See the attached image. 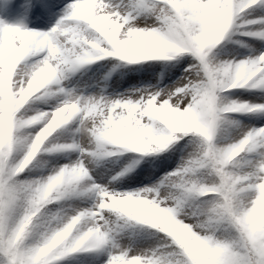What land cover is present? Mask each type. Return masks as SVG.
<instances>
[{
    "label": "clouds",
    "instance_id": "obj_1",
    "mask_svg": "<svg viewBox=\"0 0 264 264\" xmlns=\"http://www.w3.org/2000/svg\"><path fill=\"white\" fill-rule=\"evenodd\" d=\"M254 2L73 0L48 30L5 31L0 244L16 264H57L113 243L111 264H264V128L235 118L264 103L231 95L264 91V54H242L251 49L237 38L264 40V20L243 16ZM144 72L155 82L117 91ZM186 136L182 171L119 190ZM84 196L92 206L99 197L104 214L86 215L92 206L75 203Z\"/></svg>",
    "mask_w": 264,
    "mask_h": 264
},
{
    "label": "snow or ice",
    "instance_id": "obj_2",
    "mask_svg": "<svg viewBox=\"0 0 264 264\" xmlns=\"http://www.w3.org/2000/svg\"><path fill=\"white\" fill-rule=\"evenodd\" d=\"M110 2L111 0H105V3ZM257 2L258 0H255L253 4H257ZM72 3L73 0H0V37L4 35L7 29H19L20 31H25L28 29H38L44 24L50 25L53 20L57 21L64 14L67 6L71 5ZM260 6L264 8V0H261ZM252 20H264V14L252 18ZM30 25H36V28L30 27ZM248 38L257 40L262 45L261 48H256L254 45L247 43V41H244V43L249 45V48L251 49L250 51L246 49L248 56L256 58L259 55L264 54V40H258L253 37ZM186 70L187 68L184 69V71ZM250 115L264 117V112H256ZM244 127L248 131L264 128V126L258 128L255 125H244ZM192 140L193 137L186 136L183 140L185 141L183 147H177L172 152V155H175L177 151L181 153L186 152L188 146L190 145V141ZM170 160L171 157H167L166 159H159L154 164H152L150 168L145 169V171L147 172L145 179H147L150 183L146 184L144 187L151 186L153 184L152 181L154 180V178L155 182L161 181L164 180L169 173H175L177 172V170H183L185 163L182 155L181 162L175 169L170 172L166 171L162 177H157V172L162 168H167ZM93 182L103 183L100 177H96ZM141 183H143V181H141ZM100 191H103V188ZM180 203L181 202L178 201L176 207H179ZM167 207H169V205L161 204V208ZM81 210L85 211L84 209ZM91 213H99L100 215L104 214L99 208V197H97V204L92 206L85 212L86 215H89ZM96 219L99 220V215L96 216ZM101 223L103 222L101 221ZM101 252H104V250L101 249L98 252L86 253V255L88 257H92L95 261L97 253ZM116 254H118V245L116 243H113L111 245V251L106 252L108 259L103 260L102 264H111V258ZM71 258L75 260L77 264H84L79 255L72 256ZM183 260L184 264H191L187 257H183ZM0 264H16L15 253L12 251L10 244H0ZM217 264H240V262L238 259H225L223 261H218Z\"/></svg>",
    "mask_w": 264,
    "mask_h": 264
},
{
    "label": "rangeland",
    "instance_id": "obj_3",
    "mask_svg": "<svg viewBox=\"0 0 264 264\" xmlns=\"http://www.w3.org/2000/svg\"><path fill=\"white\" fill-rule=\"evenodd\" d=\"M244 14H243L244 18L252 19L261 14H264V8L258 5V7L252 8ZM55 22L56 21L53 20L50 25L44 24L38 29L48 30L50 26L54 25ZM32 28H36V25H33ZM237 38L243 41H247V43L254 45L256 48L262 47V45L257 40L249 39L246 36H239ZM232 47L233 46H231V48ZM240 51L242 54L248 55L246 49H240ZM191 62L192 61L190 58L185 59L182 65H180L179 68H177L173 74L164 77V84L169 85L173 83L175 80H177L179 77H181L184 73V69L187 68ZM149 81H151L152 83L155 82L154 79H149V78H144V80L138 81V80H135V78H133L132 76L128 75L126 78L123 79V81L119 83V85H117V91L124 92L125 90L131 89L135 85L148 86ZM231 95H233L234 97H239L244 100H251L257 104L264 103V92H261L259 90L249 91L247 89H236L232 91ZM235 118L242 121L244 125H255L258 128L261 126H264V117L252 116V115H236ZM182 155L184 156L185 152L181 153L177 151L175 155H172L171 164L166 169H163L162 171L157 172V177H162L166 171L170 172L173 169H175L177 165L180 164ZM67 162L68 161L66 159L62 157L59 158L60 164L67 163ZM146 175L147 174L144 172V170L139 171L137 175L131 181L125 182L119 190L126 191V190H136V189L143 188L146 184L150 183L147 179H145ZM141 181H143V183H141ZM152 182H155V178ZM84 201H87L86 203H84V207L86 208L91 207L93 204L92 201L88 200L87 196L79 197L75 199V203H82ZM105 259H108L106 255V251L97 253V257L95 261L93 260L92 257H88L87 255L84 256L83 260H84V264H102V261ZM73 264H77V263H73Z\"/></svg>",
    "mask_w": 264,
    "mask_h": 264
},
{
    "label": "trees",
    "instance_id": "obj_4",
    "mask_svg": "<svg viewBox=\"0 0 264 264\" xmlns=\"http://www.w3.org/2000/svg\"><path fill=\"white\" fill-rule=\"evenodd\" d=\"M229 50H231V49H230V46H229ZM181 63H182V62H181ZM174 69H175V68H174ZM133 74H136L138 78H143V76H149L146 72H144V73H139V74H137V73H133ZM184 143H185V141H181V143H180V145H179L178 147H183ZM167 157H171V160H170L169 163H168V165H169V164L171 163V161H172V152L166 154V155H165L164 157H162L161 159H166ZM150 167H151L150 165H145L143 168H144V169H147V168H150ZM162 169H164V168H162ZM162 169H160V170H162ZM160 170H159V171H160ZM76 255H79V256H80V259L83 261V255H84V254H74V256H76ZM74 262H76V261L73 260L71 257H69V258H66V259H63V260L57 262V264H73Z\"/></svg>",
    "mask_w": 264,
    "mask_h": 264
}]
</instances>
